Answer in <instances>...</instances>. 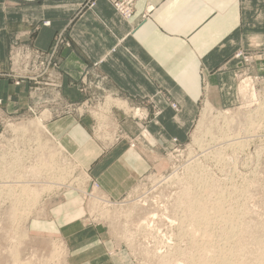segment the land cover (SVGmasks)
<instances>
[{
	"label": "rangeland",
	"instance_id": "obj_1",
	"mask_svg": "<svg viewBox=\"0 0 264 264\" xmlns=\"http://www.w3.org/2000/svg\"><path fill=\"white\" fill-rule=\"evenodd\" d=\"M99 1L107 2L125 22L132 20L138 2L130 19L120 15L113 0H84L77 16L92 11ZM12 6L10 0H0L1 9ZM153 10L148 9L144 21ZM42 25L49 27L50 22ZM1 27L0 44H8L7 58H1L6 69L0 78L17 88L25 87L26 102L21 105L18 97L0 99V140L13 142H3L0 148V264H15V253L17 264L29 259H36V264H203L206 259L215 261L220 251L232 252L227 254L232 263L236 261L233 264H264V249L258 243L264 237V48L241 49L215 71L231 74V102L226 106L215 104L219 91L213 89L202 69V94L193 124L181 132L162 127V136L171 137L172 145L153 159L155 166L128 195L114 200L52 134L51 125L66 116L88 118L89 134L105 150L121 143L136 149L149 143L143 127L162 118L164 112L156 108L153 97L136 101L112 92L102 71L107 57L83 68L80 78L72 83L80 97L71 101L63 94L65 78L59 55L69 46L68 30L58 33L51 47L42 50L35 46L32 31ZM158 96V104L179 111L162 88ZM136 110H140L138 115ZM29 122L40 123L45 131L33 134L12 129ZM127 129L140 132L132 134ZM49 159L63 172L56 175L44 170ZM15 160L21 167L15 168L18 174L13 178L10 172ZM67 163L77 166L72 169ZM41 164L42 175L31 174ZM17 178L28 182L12 183ZM24 185L33 189L23 190ZM21 191L31 192L24 197V206L14 205L12 196ZM68 193L81 198L84 214L70 224L56 225L50 220L52 210ZM195 200L200 206L207 202L209 211L221 207L218 216L209 215V235L205 230L200 236L194 234L197 229L190 233L188 218L194 214ZM187 211L192 215L187 217ZM140 216L145 224L138 221ZM35 220L52 223L34 228ZM71 220L67 215L65 222ZM48 240L53 243L43 242ZM192 241L201 247H193ZM56 244L58 252L53 249ZM256 249L263 252L256 253Z\"/></svg>",
	"mask_w": 264,
	"mask_h": 264
},
{
	"label": "crops",
	"instance_id": "obj_2",
	"mask_svg": "<svg viewBox=\"0 0 264 264\" xmlns=\"http://www.w3.org/2000/svg\"><path fill=\"white\" fill-rule=\"evenodd\" d=\"M83 1L10 0L15 6L0 8V25L15 32L32 31L35 46L42 50L51 47L58 33L68 30L69 46L59 55L65 78L63 94L71 101L80 97L72 83L80 78L83 68L107 57L102 71L112 92L136 101L153 97L156 108L162 109V118L143 127L148 145L136 149L121 143L105 150L89 134L88 118L66 116L51 125L52 134L98 181L101 190L121 200L150 173L155 166L153 159L160 157L162 149L172 145L171 137L162 136L163 128H179L181 132L193 124L202 94L203 68L213 89L219 91L215 104L231 102V74L215 71L241 49L264 48V0H138L130 22L122 20L105 1L77 16ZM149 8L154 10L144 21ZM43 22H50V26L44 27ZM7 44H0V72L6 69L1 58H7ZM161 88L178 105V112L158 104ZM24 89L0 78V99L18 97L22 105L26 102ZM81 208V198L68 193L54 207L50 220L56 225L70 224L83 216ZM67 215L72 219L68 223ZM50 220H35L33 226Z\"/></svg>",
	"mask_w": 264,
	"mask_h": 264
},
{
	"label": "bare ground",
	"instance_id": "obj_3",
	"mask_svg": "<svg viewBox=\"0 0 264 264\" xmlns=\"http://www.w3.org/2000/svg\"><path fill=\"white\" fill-rule=\"evenodd\" d=\"M39 124V125H38ZM35 123V122H29L28 123V125H26V126H21V127H12V129H13V131H17V129H18V133H20V132H30V133H33V134H39L40 132H43V131H45L44 130V128H41L40 127V123ZM42 127H43V125H42ZM223 134V133H222ZM222 136H224V134L222 135ZM1 142H0V148L2 149L3 147H2V145H1V143H3V142H9V143H13L12 141H6V140H4V139H1L0 140ZM17 141H15V143H16ZM237 144H240V143H237ZM239 146V145H238ZM241 146V145H240ZM18 147H20L21 148V146H18ZM243 148V147H242ZM217 151V150H216ZM219 151H220V149H219ZM13 152H14V150L12 151V152H10L9 154L11 155V154H13ZM207 152V151H206ZM214 153V152H213ZM206 154V153H205ZM218 154H220V153H218ZM207 155V154H206ZM16 161V160H15ZM196 161V160H195ZM18 161H16V162H13L12 164H11V166L13 167V171H11L10 172V174L13 176V178H16V177H14L15 175H16V173L18 174V172L17 171H15V168L17 169V168H19V167H21V164L20 163H17ZM54 161L53 160H51V159H49V161L47 162V164L46 165H48L47 167H45L44 168V170H51V172H55L56 173V175H58V172H63V170L61 169V167L60 168H58V167H54V165L52 164ZM70 162V161H69ZM69 166H70V168H72V169H75V166H77V165H75V163H67ZM1 166V165H0ZM15 166V167H14ZM41 166H43L42 164L36 169V170H34V171H32V173H31V171H29V173H31V174H35L36 176H37V174L38 175H42V173H41V171H40V167ZM7 168H9V167H7ZM66 169V168H65ZM68 170H69V167L67 168ZM73 170H71L70 172H72ZM37 174H36V173ZM65 172V171H64ZM66 172H67V170H66ZM69 172V171H68ZM70 172L68 173L69 175H71L70 174ZM17 177H18V175H17ZM38 177V176H37ZM47 178L46 177H44V180H46ZM56 179H57V181L58 180H60V177H57L56 176ZM12 180L13 179H11V182H12ZM30 180H34V181H37V178L36 179H30ZM57 181H51V183H56V184H61L62 182L64 183V180L62 179V182L61 183H59V182H57ZM17 182H22L23 184H27V182H28V179L26 178L24 181H22V180H20L19 178H17L16 180H14V182H12V183H17ZM27 186V187H26ZM39 187H41V185H39ZM27 189H33V187L32 186H28V185H24V187H23V190H27ZM206 190H207V187L205 188ZM11 190H13V189H11ZM32 191V190H31ZM30 191V192H31ZM30 192H27V193H25V192H22L21 191V193L20 194H18L17 195V197H16V194L14 195V196H12V199H14L15 200V202H14V205H16V204H18L19 206H24V197L26 196V195H29V193ZM102 195V194H101ZM225 199V198H224ZM206 200V199H205ZM31 201V200H30ZM29 201V205H30V202ZM219 203V202H218ZM207 202H204V204H203V206H200L199 204H198V202L195 200V206H194V209H193V215H192V217L190 218L189 217V212L187 211V213H186V215H188L187 217H189L188 218V220L190 221V225H191V231H190V233H194L193 231L195 230V229H197V230H195V233L194 234H197V235H199L198 233H200V232H202V230H205V233L206 232H208L209 231V226H208V224H209V221H210V219H209V217L211 218V216H209V215H212V213H216L215 215H217L218 216V213H220L221 212V207H220V205L218 206V205H216V208H212L211 210L212 211H209L208 210V206H207ZM208 207V208H207ZM210 207H211V205H210ZM222 207H223V205H222ZM20 215V214H19ZM190 215V216H191ZM205 215V220L204 219H202V216H204ZM14 217L15 216H17V215H13ZM221 216V215H220ZM208 217V218H207ZM204 220V221H203ZM234 220V219H233ZM232 220V221H233ZM138 221L139 222H141V216L138 218ZM238 221V220H237ZM211 222V221H210ZM146 222H141V224H145ZM204 224V228H202V225ZM223 225V224H222ZM262 228V227H261ZM260 232V231H259ZM187 233V232H186ZM189 233V232H188ZM209 233V232H208ZM246 233V232H245ZM258 233V232H257ZM207 234V233H206ZM251 234V233H250ZM263 234H264V232H263ZM262 234V235H263ZM207 235H209V234H207ZM200 236V235H199ZM242 236V235H241ZM247 236V235H246ZM197 237V236H196ZM225 237V236H224ZM263 237V236H262ZM193 238H194V236H193ZM201 238V237H200ZM237 238V237H236ZM35 239V238H34ZM239 239V238H238ZM40 240H41V238H40ZM44 240V239H43ZM51 240V239H50ZM196 240V239H195ZM208 240H210V239H208ZM44 243H46V244H52L53 243V241H43ZM211 242V241H210ZM237 242V241H236ZM192 243H194L193 244V247H197V248H199V247H201V245L200 244H198L197 242H193L192 241ZM201 243V242H200ZM228 243V242H227ZM258 243L260 244V247L261 248H263L264 249V237L262 238V239H260L259 241H258ZM257 246H258V244H257ZM54 248L53 249H55V252H58V245L56 244V245H54L53 246ZM206 247V246H205ZM242 247V246H241ZM238 248V247H237ZM222 249H224L223 247H222ZM221 249V250H222ZM262 249V250H263ZM240 250H242V249H240ZM257 250V249H256ZM255 250V251H256ZM260 250V249H259ZM259 250H257L256 251V253L259 251ZM237 251V250H236ZM261 251V250H260ZM259 251V252H260ZM264 251V250H263ZM263 251H261V253L263 252ZM218 252V251H217ZM251 252V251H250ZM206 253L208 254L209 252L208 251H206ZM227 253H232V252H225L224 251V253H223V251H220V252H218V255L220 256V257H218V258H220V260H218L217 261V259L214 261V259H211V262L210 261H208L207 259H206V261H207V263H203V264H233V263H235V262H231V259H230V257H229V255L227 254ZM239 253V252H238ZM249 254V253H248ZM264 254V253H263ZM210 255V254H209ZM218 255H216V256H218ZM236 255V254H235ZM253 255V254H252ZM259 255V254H258ZM17 256H18V253H15V256H14V261H15V264H17V261H18V259H17ZM257 256V255H256ZM209 257V256H208ZM232 257V256H231ZM236 257V256H235ZM249 257H251V256H249ZM255 257V256H254ZM199 258H201V257H199ZM207 258V257H206ZM244 258V257H243ZM259 258V257H258ZM204 259V258H203ZM261 259H262V256H261ZM264 259V258H263ZM262 259V261H264ZM33 260L35 261L36 259H29V260H27L25 263H20V264H32L33 263ZM194 258H193V260H192V263L194 262ZM259 260V259H258ZM13 261V262H14ZM38 261H40V260H38ZM204 261H205V259H204ZM217 261V262H216ZM199 262V261H198ZM201 262V261H200ZM254 262V261H253ZM37 262H35V263H33V264H36ZM39 263V262H38ZM194 263H197V262H194ZM193 263V264H194ZM246 263V262H245ZM41 264V263H40ZM42 264H44V263H42ZM200 264V263H199ZM255 264V263H254Z\"/></svg>",
	"mask_w": 264,
	"mask_h": 264
},
{
	"label": "built area",
	"instance_id": "obj_4",
	"mask_svg": "<svg viewBox=\"0 0 264 264\" xmlns=\"http://www.w3.org/2000/svg\"><path fill=\"white\" fill-rule=\"evenodd\" d=\"M114 1V6L115 8L118 10V12L120 13V15L125 18V19H130L132 16V12H133V7L135 5V1L136 0H113ZM95 6V5H94ZM92 6V7H94ZM91 7V8H92ZM94 111V110H93ZM92 111V112H93ZM136 115H138L140 113V110H136L135 111ZM96 125H95V129H99L100 127L98 126V121L94 120ZM109 138H107L106 140H108ZM96 186V185H95ZM93 194L89 195L92 196ZM86 197L88 198V196L86 195ZM94 221V220H92Z\"/></svg>",
	"mask_w": 264,
	"mask_h": 264
}]
</instances>
